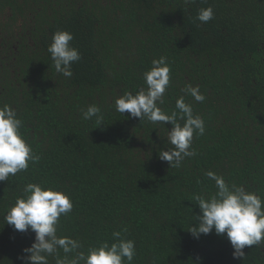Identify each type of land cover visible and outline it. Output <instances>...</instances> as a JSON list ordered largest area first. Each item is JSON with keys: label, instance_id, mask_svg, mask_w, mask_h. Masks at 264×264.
<instances>
[{"label": "trees", "instance_id": "trees-1", "mask_svg": "<svg viewBox=\"0 0 264 264\" xmlns=\"http://www.w3.org/2000/svg\"><path fill=\"white\" fill-rule=\"evenodd\" d=\"M208 7L214 18L201 23L197 13ZM56 31L70 32L81 56L70 78L48 52ZM160 57L170 83L157 106L171 115L183 96L205 124L204 135H193L196 155L178 168L159 158L174 147L170 123L115 109L125 92L146 89L143 74ZM188 85L205 100L196 102ZM4 105L40 159L0 182V264H24L35 242L33 231L4 220L29 183L70 198L57 236L78 241L85 255L120 232L135 242L132 264H264V242L234 259L226 234L188 232L201 214L194 197L217 191L208 171L264 200V0H0ZM90 105L101 109L99 123L83 119Z\"/></svg>", "mask_w": 264, "mask_h": 264}, {"label": "clouds", "instance_id": "clouds-1", "mask_svg": "<svg viewBox=\"0 0 264 264\" xmlns=\"http://www.w3.org/2000/svg\"><path fill=\"white\" fill-rule=\"evenodd\" d=\"M194 0H185L192 3ZM214 18L211 7L201 8L196 19L207 23ZM73 35L67 31H56L48 47L53 65L57 73L70 78L73 73L72 64L81 59L79 51L71 46ZM170 68L166 57L152 61V68L143 74L146 89L136 94L125 92L115 101V109L123 114L129 113L133 118L147 119L149 122L163 124L170 123L171 131L167 132V140L173 145L168 151H161L159 158L166 161L170 167H180L186 157L196 155L189 150L193 135H204L205 124L199 115H193L192 106L186 104L181 96L176 101L177 111L171 115L158 107L164 103V93L170 83ZM196 102H203L205 97L198 87L188 85L185 89ZM83 119L93 117L99 123L103 116L101 109L90 105L82 110ZM184 120L181 125L177 117ZM22 120L8 105L0 108V182L7 181L9 175L27 170L29 162L36 163L40 157L33 153L31 146L20 133ZM207 177L215 182L217 191L208 198L196 195L194 199L200 209V215L194 216L196 223L189 231L194 238L201 234L208 235L214 230L218 236L226 234L233 248L234 259H244L245 246H257L264 242V200L257 194L246 191L244 186L229 185L222 176L212 171ZM25 196L17 198L15 205L8 211L4 220L19 232L31 230L35 233V242L23 251L26 254L21 259L24 264H48V257L55 259V264H132L135 257V242L121 238L120 232H114L116 242L109 245L102 243L99 247L90 248L87 255L78 252L81 244L70 237H58L57 225L62 215L71 212L73 204L70 198L51 188L42 189L38 184L29 183L24 188ZM58 249H62L65 256L61 258ZM76 252L71 260L67 254Z\"/></svg>", "mask_w": 264, "mask_h": 264}]
</instances>
